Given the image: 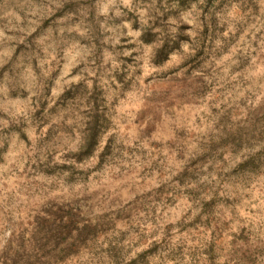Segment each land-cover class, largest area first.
I'll use <instances>...</instances> for the list:
<instances>
[{"label": "rangeland", "instance_id": "obj_1", "mask_svg": "<svg viewBox=\"0 0 264 264\" xmlns=\"http://www.w3.org/2000/svg\"><path fill=\"white\" fill-rule=\"evenodd\" d=\"M0 264H264V0H0Z\"/></svg>", "mask_w": 264, "mask_h": 264}]
</instances>
